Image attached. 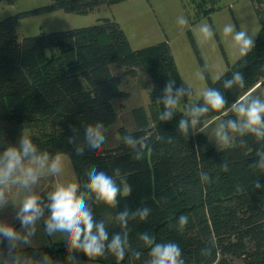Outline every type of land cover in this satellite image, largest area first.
<instances>
[{"label": "trees", "instance_id": "trees-1", "mask_svg": "<svg viewBox=\"0 0 264 264\" xmlns=\"http://www.w3.org/2000/svg\"><path fill=\"white\" fill-rule=\"evenodd\" d=\"M119 1L53 0L0 20V152L18 145L21 136H30L40 151L68 155L82 191H86L85 173L91 166L109 174L119 167L127 174L132 191L119 198L116 208L97 204L94 198L89 201L95 218L105 222L109 240L115 233L127 232L124 260L117 261L110 253L88 259L81 252H73L74 260L148 264L150 248L139 239L140 233L147 232L156 242L178 243L185 264H264V169L258 167L264 140L233 133L229 147L211 145L191 124V109L204 105L203 94L184 109L176 107L171 119L158 118L164 111L160 98L168 80L175 81L174 89L183 87L185 95L190 91L182 83L167 41L134 49L120 24L108 17L93 25L18 36L21 19L31 14L54 10L85 14ZM252 1L259 14L257 4L264 1ZM260 22L252 51L228 65L215 80L193 42L208 89L219 90L227 100L224 109H209L198 121L214 117H220L221 124L238 120L229 111L233 101L241 100L256 84L264 86V15ZM113 66L126 67L131 75L137 70L148 75V104L131 109L133 128L119 126L116 145L107 147L104 143L99 150L85 145L84 155L78 156L75 147L83 144L86 124L99 121L105 129L117 121L113 100L124 97L125 92L120 88V77L112 72ZM234 72L244 76V88L223 87ZM181 119L189 121L187 135L179 131ZM125 135H132L138 144L147 143L144 159H134L133 150L123 143ZM69 137H75L71 144ZM225 163L227 171L222 168ZM201 173L208 179H202ZM48 192L39 193L45 203ZM144 206L151 209L146 221L130 218L127 228L120 227L118 213L127 208L131 217ZM180 215L189 217L183 231L178 225ZM0 219L3 221L1 213ZM207 249L210 255L202 253ZM19 251L37 260L44 253L57 259L69 256L64 241Z\"/></svg>", "mask_w": 264, "mask_h": 264}, {"label": "clouds", "instance_id": "clouds-1", "mask_svg": "<svg viewBox=\"0 0 264 264\" xmlns=\"http://www.w3.org/2000/svg\"><path fill=\"white\" fill-rule=\"evenodd\" d=\"M178 24L185 26L188 20L181 16ZM199 34L204 41L214 36L213 28L204 23L199 27ZM223 34L231 36L241 57H246L255 47V40L246 31L235 30L234 26L227 24L223 27ZM175 81L168 80L160 98L164 111L158 116L160 120H169L173 116V110L179 104L180 98L186 94L183 87L175 88ZM237 85L244 88V76L240 72H234L231 79L223 83L224 88ZM204 105L191 109V124L195 125L198 118L209 112V109L219 112L225 108L227 100L217 89H206L203 93ZM232 110L240 117L239 120L229 119L222 123L216 132L218 142L229 147L231 144L230 132L241 136L251 134L257 140H264V100L259 98L233 101ZM102 122L88 123L83 129V144L75 147V154L84 155L85 145L90 150H99L105 143ZM75 131V130H74ZM179 131L187 135L189 121H179ZM75 137H69L68 142L73 143ZM172 142L171 138L168 140ZM123 143L134 152V159H144L147 143H139L132 135H125ZM64 153L56 152L50 155L47 151H40L33 143L30 136H21L18 145H10L0 152V210L8 207L9 201L6 191L10 186L18 185L27 191V195L20 202L16 211V219L20 229L15 225L0 221V264H53V259L48 253H44L42 260H35L32 256L23 255L19 249L22 246H31L32 238L37 233L38 222L43 221L44 232L53 237L59 234L65 242L68 259L74 260L73 252H81L88 259L105 257L110 253L117 261H123L128 247V234L115 233L109 240V232L103 220H97L93 209L89 205L90 200L97 204H103L109 208H116L119 198L132 191L131 185L126 182V173H122L119 167L113 169L111 174L91 166L85 175L87 181L83 184L86 191L81 190L79 182H59L47 193L46 200L32 191L45 176H58L64 171ZM261 157L258 167L264 169V152H259ZM224 171L228 170L225 163ZM202 179L207 180L206 174L201 173ZM259 187V185H256ZM47 213V215H46ZM151 213L147 206L137 209L129 216L126 208L116 216L122 229L127 228L129 219L139 218L146 221ZM189 217L180 215L178 225L181 231L188 224ZM139 239L149 246L150 259L148 264H185L183 252L176 242H156L147 232L139 234ZM7 241V245L4 242ZM205 255H210L211 250H202ZM75 264H79L78 261Z\"/></svg>", "mask_w": 264, "mask_h": 264}, {"label": "rangeland", "instance_id": "rangeland-1", "mask_svg": "<svg viewBox=\"0 0 264 264\" xmlns=\"http://www.w3.org/2000/svg\"><path fill=\"white\" fill-rule=\"evenodd\" d=\"M53 0H13L0 1V20L6 16L21 11L31 10L51 3ZM264 1V0H262ZM260 13L255 9L252 0H121L111 5H101L99 8L85 14L68 13L63 10L38 12L21 19L18 36L36 35L56 30L88 26L98 23L102 18L117 21L126 33L132 48L138 49L158 42L167 41L172 51L175 63L181 76L182 83L190 91L180 98L178 109H184L186 104L192 105L206 89L208 82L203 73L193 42L207 68L211 79L215 80L226 71L228 65L240 57L238 49L231 36L223 34V27L227 24L235 30L246 31L255 40L260 28V16L264 15V2L257 4ZM184 16L188 24L180 26L178 18ZM207 23L214 31V36L204 41L199 34L200 25ZM112 72L120 77V88L125 96L113 100L117 110V121L103 129L105 145L114 146L119 140L118 127L133 128L131 109L135 106L148 104V92L151 87L150 78L141 71L131 75L126 67H112ZM251 96L264 100V86L256 84L248 90L242 98ZM241 98V99H242ZM232 110V107L229 110ZM236 114V113H235ZM237 115V114H236ZM238 117V115H237ZM241 119L238 117V120ZM221 125V118L214 117L197 121L196 132H203L211 145L223 147L217 140L216 132ZM231 143L233 133H229ZM78 182L68 155H64V171L58 176H45L32 191L42 193L51 191L59 182ZM27 191L13 185L6 191L9 201L8 207L0 210L4 222L15 225L16 211L20 202L27 195ZM47 215V213H46ZM1 221V220H0ZM20 229L19 223L15 226ZM59 234L49 237L45 234L43 221L38 222L36 235L32 238L30 247L46 245L49 242H62ZM27 247V246H22ZM53 264H102L97 261L82 259H57ZM37 260V259H35ZM42 260V259H39Z\"/></svg>", "mask_w": 264, "mask_h": 264}, {"label": "crops", "instance_id": "crops-1", "mask_svg": "<svg viewBox=\"0 0 264 264\" xmlns=\"http://www.w3.org/2000/svg\"><path fill=\"white\" fill-rule=\"evenodd\" d=\"M2 221V219H0ZM3 222H4V219H3Z\"/></svg>", "mask_w": 264, "mask_h": 264}]
</instances>
